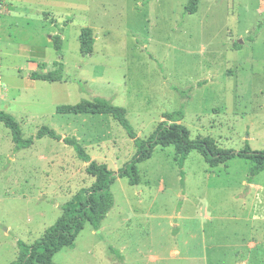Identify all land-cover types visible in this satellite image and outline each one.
I'll return each instance as SVG.
<instances>
[{"label":"rangeland","instance_id":"rangeland-1","mask_svg":"<svg viewBox=\"0 0 264 264\" xmlns=\"http://www.w3.org/2000/svg\"><path fill=\"white\" fill-rule=\"evenodd\" d=\"M0 0V111L33 143L15 149L0 122V264L19 255L93 178L69 145L117 171L136 152L108 114H61L59 104L103 97L147 138L163 114L181 111L190 138L264 150V0ZM89 27L91 53L80 51ZM61 37L57 52L53 36ZM239 43V47L234 42ZM63 63L58 81L31 79ZM200 83V84H199ZM234 157L209 166L196 151L180 166L172 146L137 164L140 182L116 177L114 204L86 223L55 264H264V170ZM252 181L248 184V181Z\"/></svg>","mask_w":264,"mask_h":264},{"label":"trees","instance_id":"trees-1","mask_svg":"<svg viewBox=\"0 0 264 264\" xmlns=\"http://www.w3.org/2000/svg\"><path fill=\"white\" fill-rule=\"evenodd\" d=\"M198 2L199 0H188L184 10L187 13H194ZM52 39L54 48L60 52V35L57 34ZM94 40L92 30L89 27L82 28L79 34L80 51L84 54L91 53ZM234 45L240 46L236 41ZM54 64L56 66L54 70L45 73L32 72L29 77L45 81L61 80L63 63L57 61ZM56 112L61 114H108L124 128L128 137L133 140L136 152L121 168L112 171L105 163L90 159L85 148L75 137L62 136L47 126L39 128L35 134L36 138L48 136L71 146L77 157L87 162L85 171L93 178V182L88 187L81 188L63 205L61 215L37 241L31 245L18 242L19 255L16 260L7 264H55L53 255L63 247H73L76 236L86 223L94 230L99 229L102 220L114 204L111 185L116 177L126 178L130 185L140 182L137 164L150 158L157 145L172 146L180 166L190 152L196 151L211 167L239 157L252 161L251 177L264 170V150H254L248 143L239 150H233L220 148L209 136L190 138L188 129L179 122L182 118L181 111L164 113L163 119L157 123L152 134L144 139L138 137L131 127L126 118L125 109L103 97H95L92 100L84 99L73 104H59L56 106ZM0 122L9 129L15 149L25 148L33 143V137L24 138L22 136L20 125L11 114L0 111Z\"/></svg>","mask_w":264,"mask_h":264},{"label":"crops","instance_id":"crops-1","mask_svg":"<svg viewBox=\"0 0 264 264\" xmlns=\"http://www.w3.org/2000/svg\"><path fill=\"white\" fill-rule=\"evenodd\" d=\"M251 182H252V181L248 182V184L251 183Z\"/></svg>","mask_w":264,"mask_h":264}]
</instances>
